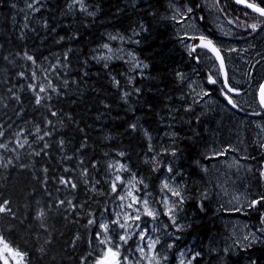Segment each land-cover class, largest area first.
I'll return each instance as SVG.
<instances>
[{"label": "trees", "instance_id": "16d2710c", "mask_svg": "<svg viewBox=\"0 0 264 264\" xmlns=\"http://www.w3.org/2000/svg\"><path fill=\"white\" fill-rule=\"evenodd\" d=\"M13 2L17 5L16 9L9 7ZM88 2L99 5V11L94 20L93 18L85 19L78 13L65 16L62 14L64 0H45L44 9L36 13L35 16L37 19H48L50 28L55 26L56 32L46 31L32 22L30 26L36 27L37 32L25 30V39L20 40L19 32L23 22V13L18 12V9L24 8L25 4L23 0H0V45H2L0 47V96L5 97L3 103L7 105V107L0 106V123L5 125L6 134L15 132L20 128L34 130V125L40 123L43 116L46 115L45 109H39L34 105L31 99L32 94L29 91H19V85H26L29 81L19 79L16 73L25 70L30 80V72L35 66L16 57V52L22 53L27 50L34 55L40 66L36 68L38 75H40L42 68H48L58 56L62 60L63 53L71 47L73 51L69 53L68 78L79 79L81 61L86 54L91 53L96 45L105 42L106 33L115 34L119 31L122 34H129L133 28H137L139 31L137 26L142 23L147 31L140 32V35L135 37L140 43H131L126 47H129L141 61L149 65L144 70L148 78H137L136 86L142 89V95L139 97L133 95L129 101L130 106L120 101L117 90L106 78L105 70L95 61H90L88 66L90 74L86 78L87 83L79 85V92L76 90V85H71L65 97L60 98L58 103L57 98L54 97L52 102L57 109L71 113L79 127L85 128V133L89 137V147L84 154L86 162L92 158L101 160L102 154L114 147L126 150L129 153V163L133 170L149 175L150 189L158 186V181L155 180L156 174H149L146 171V165L142 163L141 153L147 151L146 141L142 137L133 139L136 134H127V125L128 123L139 122L153 133L154 138L162 137L163 132L167 129L161 126V117H164L167 123H172V121L167 120L168 106L181 109L176 113L175 130L180 133L177 143L182 154L175 163L178 168L182 166L185 173L184 180L188 186V202L184 205V213L182 214L186 215L187 219L183 223L191 224L192 227L183 233H177V235L182 236V239L176 242L175 248L167 250L166 245L169 241L163 235L164 225L169 223L167 217L161 215L157 221L144 217L142 226H148L149 230L154 226L160 229L159 232L152 235L161 236V245L158 246V250L161 254L166 252L169 256V260L165 264H179V251L188 247H191L193 251L201 250L204 252V259L198 260L195 264H218L214 254L207 249L213 240L215 243L212 246L217 248L230 244L227 235V219L225 218L227 213L222 211L223 208H221L218 198L215 176L210 166L213 159L205 158L206 149L211 145V136L217 130V114L205 113L201 106L202 99L199 97H197L199 103L193 105V112H184L182 107L185 101L181 100L180 96L190 93L189 82H193L192 86L196 92H200L201 87L205 84L208 89H213L212 92L217 99L227 104L220 91L221 83L218 82L211 86L207 84V73L208 75L214 74L200 59L199 61L195 59L196 54L190 56L188 50L183 46L173 20L168 19L165 14L169 11L167 9L168 0H133V3L136 4L135 8L129 5V0H88ZM177 2H186L194 9L202 28L208 34L207 37L221 48L225 58L227 55L238 56L243 60V73L244 70L259 68L255 75L260 78L263 77L264 31L250 35L251 29L246 27L247 24L255 22L256 15L254 13L235 5L232 0H219V3L215 0L219 14L228 23L232 21L229 24L235 28V35L221 36L218 32H210L212 28L209 12L204 8L201 0H173L174 4ZM257 2H261V6H264V0H257ZM245 13L248 15L245 16ZM76 33H79V39H69ZM59 36H65V40L57 44L55 41ZM110 43L114 45V41ZM231 44L237 48L234 51L236 53L227 54V49H231ZM242 44L245 45L240 48L239 46ZM6 55L9 56V61H14V63L4 61L2 57ZM22 65L27 67H22ZM128 67L122 61L114 60L110 63L112 74L117 75L122 85L125 86H127L126 81L121 74ZM177 71L183 72L187 78L183 84L175 76ZM53 80L57 84L60 83V80L54 76ZM217 80L221 81L220 75ZM13 85L16 86L14 91L21 95L22 105L7 98L9 95L7 88ZM235 87L243 89L239 86ZM169 97H171L170 100ZM72 100L76 102L71 103ZM101 101L108 103L111 106L110 109L106 110L100 103ZM189 102L191 101L189 100ZM21 108L23 112L18 116L17 112ZM234 110L244 116L247 112L246 108L241 105L240 109ZM98 116L99 119H97ZM196 117H200L199 123L196 122ZM52 119L56 120V118ZM188 120H191L192 123L189 124ZM9 124L12 125L10 129L7 127ZM57 127L60 131L54 135L53 139H58L62 135L66 141L67 154L72 155V150L81 142L83 133L77 131V124L69 123L67 119H65L63 127L59 125ZM105 136L112 139L105 140ZM29 139L32 138L29 137ZM154 143H159V140L154 139ZM36 146L34 145V147ZM24 151L20 150L21 161L31 163L33 165L32 170H22L18 167L0 170V193L3 194V198L12 200L14 210L18 209V219L7 218L0 221V232H3L12 246L28 252L29 264H79L78 257L89 250L87 244L78 241L77 247L73 249L67 245V242L73 239L77 231L81 233L82 237L86 236V230L81 227L85 220L80 218V224L72 223L63 219L61 214L53 208L47 221L52 240L48 247L51 250L48 256L42 257L36 250L35 234L39 229L36 228V222L26 207L29 204L35 207L37 201L43 206L49 203L50 199L54 202L57 196L63 198L64 195L63 191L60 193L55 191L57 185L50 179L47 188L52 196L49 198L44 187L38 180L33 179V170L39 177L42 175L39 170L48 167V175L51 178L53 175L62 174L63 167L74 166L76 161L74 159L73 161L61 162L62 153L59 152L55 144L49 150L50 157L28 158L24 155ZM165 159H171V157H165ZM197 160L207 168L206 172L196 165ZM102 175V172L97 174V178H101ZM201 192L208 194V199L205 201L207 214L200 212L196 207L197 198ZM262 193L264 192L262 191ZM86 196L87 194L81 190L78 198L84 201ZM95 199L100 200L101 203L99 206L96 203H91L90 207L94 211L102 210L106 203L112 207L111 202L105 201L104 197H95ZM244 210L245 213L240 214V216L246 218L255 229L259 226V222L253 220V215L257 213L260 215V212H264V208H261L259 212L248 208ZM21 219L24 220V223H20ZM9 225H13L11 230H9ZM135 240L136 237H133V240L129 241L125 248L134 249ZM128 254L131 259H135L139 255L135 252ZM239 255L242 258L240 264H247V260L243 259L247 254L240 253ZM254 255L261 256L264 255V252L255 251ZM53 256L55 257L54 262ZM261 264H264V261Z\"/></svg>", "mask_w": 264, "mask_h": 264}, {"label": "snow or ice", "instance_id": "6c2138e0", "mask_svg": "<svg viewBox=\"0 0 264 264\" xmlns=\"http://www.w3.org/2000/svg\"><path fill=\"white\" fill-rule=\"evenodd\" d=\"M23 2L25 7L18 9V12L23 13V22L19 32L20 40L25 39V30L37 32L36 27L30 26L32 22H35L46 31L56 32L55 26L50 28L48 19H37L35 16L36 13L44 9L45 0H23ZM216 2L219 3V0H216ZM235 3L244 5L256 14L255 22L246 25L247 28L251 29L250 35L258 31H264V6H261V2H257V0H235ZM129 5L133 8L136 7L133 0H129ZM168 6L173 11V15L170 18L177 23H183L184 20L189 18V14L193 13L192 7H186V10L182 11L175 6L173 0H168ZM9 7L16 9L17 5L13 2ZM98 11L99 5L90 4L88 0H64L62 8V14L65 16L78 13L85 19L93 18V20L97 16ZM247 15L248 13H245V16ZM229 23H232V21H229ZM137 27L139 31L137 28H133L129 34H122L119 31L115 34L106 33L105 42L96 45L91 50V53L86 54L81 61L79 79L68 78L70 68L69 53L73 51L71 47L63 53L62 60L58 56L56 61L51 63L48 68H42L40 75H38L36 70L40 66L34 55L27 50L22 53H15L16 57L35 66L30 72V80L25 70L16 73L19 79L29 81L26 85L20 84L19 91H29L32 94L31 99L34 105L39 109H45L46 115L43 116L40 123L34 125V130L31 128H20L15 132L6 134L5 125L0 123V170H7L10 167L32 170L33 165L31 163L21 161L20 150H25L24 155L28 158L50 157L49 150L53 144L62 153L61 162L73 161L74 159L76 161L74 166L63 167L61 170L62 174L53 175L51 178L48 175V167H43L39 170L42 173L39 177L35 170L32 171L33 179L38 180L44 187V191L49 198L52 196V193L47 188L50 179L57 185L55 188L57 193L64 192L63 198L57 196L54 202L50 199L46 205L41 206L38 201L35 207L31 204L26 205L29 214L36 222V228L39 229L35 234L36 250L42 257L48 256L51 250L48 247L51 245L52 240L47 221L53 208L61 214L63 219L72 223L80 224V218L85 220L81 227L86 230V236L82 237L81 233L77 231L73 239L67 242V245L73 249L77 247L78 241L87 244L89 250L78 257L79 264H142V262L143 264H165L169 260V256L166 252L161 254L158 250V246L161 245V236L152 235L159 232L160 229L154 226L149 230L146 226H142L144 223L143 218L147 217L152 221H157L161 215L167 217L169 223L164 225L163 232L164 237L169 241L166 245L167 250L175 248L176 242L182 239V236L177 235V233H183L192 227L191 224L183 223L187 219V216L182 214L184 213V205L188 202V186L184 180L185 173L182 170V166L178 168L175 163L176 159L182 154L177 143L180 133L175 130L176 113L181 111V109L168 106L167 120L172 121V123H167L166 119L161 117V126L167 129L163 132L162 137L157 136L154 138L153 133L139 122H132L127 125V134H136L133 139L142 137L146 141L147 151L141 153L142 163L146 165V171L149 174H156L155 180L158 181V186L150 189L148 183L149 175L133 170L129 163V153L126 150L114 147L110 151H105L101 160L92 158L86 162L84 154L89 147V137L85 133V128L79 127L78 122L75 121L71 113L64 112L63 109H57L52 102L54 97L57 98V103L60 98L65 97L71 85H76V90L80 91L79 85L87 83L86 78L90 74L88 70L90 61H95L105 70L106 78L110 81L112 87L117 90L119 99L123 104L129 105L130 98L133 95L141 96L142 89L136 86V80L138 77L148 78L144 70L149 65L141 61L134 51L129 50L125 56L121 54L124 52L122 47L114 49L110 43L119 41L121 44H139L140 41L135 39V37L139 36L140 32L147 31V29L142 23L138 24ZM69 39H79V33L70 36ZM188 39L199 41L196 44L185 45L190 56L196 52L197 48H202L212 53V57L219 63L222 81H218L215 75L209 74L207 82L213 85L218 82L221 83L220 91L227 104L233 109H240V104L235 97H239L242 93L240 89L230 83L225 57L221 48L212 39L203 34L191 36ZM64 40L65 36H59L55 42L60 44ZM227 51H236V49H227ZM2 59L9 61V56H3ZM45 59L47 60V57ZM195 59L199 61L200 57L196 56ZM114 60L122 61L129 66L121 74L124 76L127 86L122 85L117 75L112 74L110 63ZM9 63H14V61H9ZM22 67L26 68L27 66L22 65ZM249 75H252V73H249ZM53 76L60 80L59 84L54 82ZM175 76L181 84L187 79L185 74L180 71H177ZM192 84L193 82L188 83V87L191 90L190 93L181 94L180 96V99L185 101L182 107L184 112H193V105L199 103L197 97L202 99L203 96L210 94L208 91L196 92ZM15 87L13 85L7 88V93L9 94L7 98L22 105L21 95L14 91ZM4 98L0 96V106L7 107L3 103ZM168 99L170 100L171 97ZM75 102V100L71 101V103ZM100 103L106 110L111 107L104 101ZM255 103L258 104L260 109L264 110V82L257 85ZM132 110L134 111V109ZM22 112L23 109L21 108L17 115H21ZM254 114L260 115V113ZM52 118H56V120L54 121ZM99 118L98 116L97 119ZM65 119L69 123L77 124V131L83 133L81 142L72 150V155L67 154L66 141L62 135L58 139H53L54 135L60 131L57 125L63 127ZM199 120L200 117H196L197 123H199ZM187 122L189 124L192 123L191 120ZM7 127L10 129L12 125L9 124ZM258 127L260 128V132L257 133L259 136L264 133V126L258 125ZM29 137L32 139H29ZM104 139L110 140L112 138L105 136ZM154 139L159 140V143H154ZM34 145L37 146L34 147ZM257 146L259 149L264 150V139H261ZM231 151H238V149L229 145L223 150L215 151L211 156L206 155L205 158L218 159L221 156H227ZM165 157H171V159H165ZM241 159L255 160L256 157L243 156ZM195 163L202 171H207V168L199 160ZM258 163L259 167L255 171L259 174V178L264 180V157H261ZM234 166L237 168L244 167V165L240 164V160L235 158L231 164H228L229 168ZM247 171L252 172L253 168L248 166ZM101 172L103 175L98 179L97 174ZM81 190L87 194L84 201L78 198ZM95 197H104L105 201L111 202L112 207H109L106 203L102 210H92L90 207L91 203H96L98 206L101 203ZM197 199L196 207L200 212L207 214L205 206V201L208 199L207 192H201ZM234 199L238 201L239 197H234ZM12 203L11 199L3 198V194L0 193V221L7 218L18 219V209L14 210ZM229 203H232V201L230 200ZM243 207H233L232 209H225V211L241 212ZM246 207L259 212L261 208H264V193L248 201ZM221 208H223V205H221ZM25 218H27V215H25ZM20 223H24V220L21 219ZM12 227L13 225H9V230ZM133 237H136L134 241L135 248L126 249L125 246L129 244V241L133 240ZM214 243V240L211 241L207 250L214 254L218 264H240L242 259L239 255L240 253L247 254L243 257V259L247 260V264H261L264 261V255L255 256L254 252H264V212H260L259 226L255 227L254 230L250 229L247 233L241 235L238 239H233L232 243L224 247H214L212 246ZM131 252L139 255L135 259H131L128 254ZM10 259L13 264H29L28 252L12 246L5 238L3 232H0V261H3V264H10ZM201 259H204V252L201 250L193 251L191 247H188L179 251V264H195ZM52 260L53 262L55 261L54 256Z\"/></svg>", "mask_w": 264, "mask_h": 264}, {"label": "rangeland", "instance_id": "374dc122", "mask_svg": "<svg viewBox=\"0 0 264 264\" xmlns=\"http://www.w3.org/2000/svg\"><path fill=\"white\" fill-rule=\"evenodd\" d=\"M204 8L209 12L211 18V26L222 24L220 22L221 18L216 16L217 6L215 5V0H201ZM175 6L180 8L182 11L186 10V7H190L186 2H177ZM166 12V16L169 19L173 15V11L169 8ZM171 10V11H170ZM172 13V14H171ZM170 14V15H169ZM197 16L194 13L189 14V18L184 20L183 23H177L172 21L175 25L179 39L181 40L183 46L190 42L188 37L199 36L201 34L208 35L206 31L202 28L200 22L196 19ZM217 29H222L223 31H228L226 27L218 26ZM187 34V35H185ZM238 39H240L238 37ZM196 43H199L197 40ZM126 44H121L119 41H114L113 48H123L124 52L121 53L126 56L127 52L131 50L126 47ZM245 44L239 46L243 48ZM227 48V45L225 44ZM231 49H237L234 44L230 45ZM186 48V47H185ZM200 52V60L209 68V70L216 76L219 77L220 72L218 70L215 62L210 59V56L205 52ZM236 53V52H233ZM226 58L230 60L229 68V78L230 82L234 83L236 86L243 87L241 95L235 97L237 102L244 108H246V115L238 114L230 105L224 103L220 99H217L212 92V88H207L205 84L201 87L200 92L208 91L210 94L203 96L201 100V106L204 108L207 114H217V130L213 134L211 145L206 149L205 154L211 156L215 151L223 150L225 147L231 145L233 148L238 149V151H231L227 156H221L218 159H213L211 161V168L215 176L216 189L219 194V201L223 205L222 211L227 213L225 218L227 219L228 228V239L229 243H232L233 239H238L241 235L247 233L250 229L254 230L250 222L240 216V214L245 213L246 204L252 198L264 192V180L259 178V174L255 171L259 167L258 161L261 157H264V150L258 148L257 144L261 139H264V133L257 135L260 132V126H264V118L260 115H255L254 113H261L262 111L258 108L257 103H255V93L256 89H250L248 82L243 80V60L234 55H227ZM245 64V62H244ZM228 66V65H227ZM208 72V71H207ZM208 76V73H207ZM209 86L213 84H209ZM250 89V90H249ZM258 108V109H257ZM243 156H255L256 159H241ZM239 159L240 164L244 165L243 168L232 167L229 168L228 164H231L233 159ZM248 166L253 168L252 172L247 171ZM226 190V193H225ZM239 197V200H235L234 197ZM232 203H229V201ZM244 206L241 212L225 211V209H232L233 207ZM259 214L253 215V220L259 222ZM252 220V221H253ZM255 223V221H253ZM148 228V226H147ZM235 233V235H233ZM3 264V261H1ZM10 264L13 262L10 259Z\"/></svg>", "mask_w": 264, "mask_h": 264}, {"label": "flooded vegetation", "instance_id": "af4514ba", "mask_svg": "<svg viewBox=\"0 0 264 264\" xmlns=\"http://www.w3.org/2000/svg\"><path fill=\"white\" fill-rule=\"evenodd\" d=\"M215 5H216V2H215ZM217 6V5H216ZM218 10V9H217ZM216 16L218 17V18H221L220 19V22L222 23V24H217V25H214V26H211V31L210 32H218V33H220V35L221 36H233V35H235V28H232V26L225 20V18L222 16V15H220L219 14V12H216ZM209 17H210V15H209ZM198 21H199V18H196ZM210 20H211V18H210ZM200 22V21H199ZM218 26H221V27H226L227 29H229L228 31H223L222 29H217L218 28ZM205 31V30H204ZM207 36V35H206ZM212 37V36H211ZM209 38V37H208ZM213 38V37H212ZM192 44H196V40H190V43H187V45H192ZM217 45V44H216ZM218 46V45H217ZM219 47V46H218ZM201 50H204V49H201ZM206 51V50H205ZM205 51H202V53L203 52H205ZM234 51H228V53L227 54H229V53H233ZM206 53L209 55V53L206 51ZM194 54H196V55H198L199 57H201V55H200V52H197V50H196V52L194 53ZM222 54L224 55V52L222 51ZM210 56V55H209ZM211 57V56H210ZM225 57V56H224ZM212 59V58H211ZM213 60V59H212ZM262 62H263V65H264V58L262 59ZM225 64H226V66L229 68V65H230V60L228 59V58H225ZM259 69V68H258ZM258 69H254V70H244V77H242L243 78V80H245L246 82H248V84H249V88L250 89H256L257 90V85L259 84V83H261V81H262V79L264 78V75H263V77H259V76H256L255 75V73H256V71L258 70ZM228 73H229V70H228ZM249 73H252V75H249ZM233 84V86L235 87L236 85L234 84V83H232ZM243 88V87H242ZM241 90V89H240ZM243 90H241V92H242ZM258 109V108H257ZM260 116H262V118H264V115H263V112H261L260 113Z\"/></svg>", "mask_w": 264, "mask_h": 264}, {"label": "water", "instance_id": "95a60500", "mask_svg": "<svg viewBox=\"0 0 264 264\" xmlns=\"http://www.w3.org/2000/svg\"><path fill=\"white\" fill-rule=\"evenodd\" d=\"M232 1H233V3H234L235 5L240 6V7L244 8V9H247V10L251 11L250 9L246 8L244 5H241V4H237V3H235V0H232ZM251 12H252V11H251ZM252 13H253V12H252ZM254 14H255V13H254ZM197 49H198V48H197ZM209 53H210V52H209ZM210 55H211V57H212V53H210ZM212 58L214 59L216 65H217V67H218V69H219V63L215 60L214 57H212ZM221 80H222V74H221ZM262 82H264V79H263ZM261 110H262V109H261ZM263 111H264V110H263Z\"/></svg>", "mask_w": 264, "mask_h": 264}, {"label": "bare ground", "instance_id": "6f19581e", "mask_svg": "<svg viewBox=\"0 0 264 264\" xmlns=\"http://www.w3.org/2000/svg\"><path fill=\"white\" fill-rule=\"evenodd\" d=\"M170 11H171V10H170ZM172 13H173V12H172ZM172 13H171V14H172ZM169 15H170V14H169ZM249 90H250V89H249Z\"/></svg>", "mask_w": 264, "mask_h": 264}]
</instances>
